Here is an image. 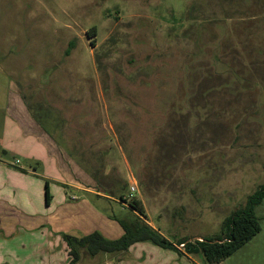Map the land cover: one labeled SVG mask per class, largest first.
I'll use <instances>...</instances> for the list:
<instances>
[{
  "label": "rangeland",
  "instance_id": "374dc122",
  "mask_svg": "<svg viewBox=\"0 0 264 264\" xmlns=\"http://www.w3.org/2000/svg\"><path fill=\"white\" fill-rule=\"evenodd\" d=\"M20 92L66 182L89 191L75 202L109 195L115 217L135 218L119 195L136 183L143 220L172 241L219 235L264 185V0H0V202L36 221L51 213L46 182L59 185L8 111ZM255 213L262 230L220 264H264V201ZM23 233L0 264H68L62 235ZM79 252L77 264H204L152 242Z\"/></svg>",
  "mask_w": 264,
  "mask_h": 264
},
{
  "label": "crops",
  "instance_id": "0c3cea01",
  "mask_svg": "<svg viewBox=\"0 0 264 264\" xmlns=\"http://www.w3.org/2000/svg\"><path fill=\"white\" fill-rule=\"evenodd\" d=\"M8 102V111L11 117L13 116L12 118L18 122L20 131L26 136H29L28 140L30 141L27 142L29 147L27 156L33 163L34 169H36V164L38 162H42L47 179L59 186H56L57 189L53 194L51 185H49L51 202L47 205L51 208V213L48 217L40 220L35 221L30 216H23L22 212H17L16 209L9 206L6 202H0V238L2 241V243H0V252H2V249H4L5 252H11L12 250L6 247L12 246L15 239L19 235L24 234V229L33 233L36 228L46 227V230L49 232L48 239L44 241L46 244L51 243L50 239L53 234V236H57L56 240L63 234L81 238L95 231L100 232L108 239H117L122 236L123 229L114 219L121 218L115 217L110 207L105 205L107 204V202H105L106 199L111 201L117 200L109 195H103L104 198L98 199V202L97 200L91 202L89 199L75 202L77 193L81 192V190L83 191L85 188L77 181L73 182V180H68L71 184L66 182V179L63 177L66 162L63 158L60 159L58 152L52 151L54 152L52 155L59 157V163H57L56 158L49 154L48 149L51 146L49 143L51 139L49 137L50 133L46 130L42 133L37 127L39 124L37 119L32 116L28 110V107H32V105H28L23 100L21 92L16 96H10ZM34 106H36V104H34ZM37 106L39 105L37 104ZM12 155L14 156L16 154L12 153ZM64 184H68L75 189L74 194L70 197L66 194L67 200L62 197V192L60 191L61 188L62 191L66 193ZM84 191L89 192L87 190ZM98 194L102 195L100 193ZM120 203L125 205L122 201H120Z\"/></svg>",
  "mask_w": 264,
  "mask_h": 264
},
{
  "label": "trees",
  "instance_id": "16d2710c",
  "mask_svg": "<svg viewBox=\"0 0 264 264\" xmlns=\"http://www.w3.org/2000/svg\"><path fill=\"white\" fill-rule=\"evenodd\" d=\"M96 27H92L88 34L96 36ZM74 44L70 43L66 55L71 53ZM46 202H50L49 183L46 182ZM119 199L134 210L138 216L131 219L114 218L123 229V234L117 239H108L95 231L87 236L77 238L63 234L62 238L69 247L68 264H77L81 258L79 249L85 250L91 257L99 255H115L125 252L131 246L141 242H152L165 249L177 251L181 254L199 257L204 264H220L250 242L261 230V223L255 213L256 207L264 201V185L247 197L246 203L227 216L221 225V233L214 237L204 236L202 240L190 241L188 238H174L172 241L159 231L147 224L142 217L146 216L141 202L134 198L128 200L126 195H119ZM182 245L183 250L178 247Z\"/></svg>",
  "mask_w": 264,
  "mask_h": 264
},
{
  "label": "built area",
  "instance_id": "2783aa9c",
  "mask_svg": "<svg viewBox=\"0 0 264 264\" xmlns=\"http://www.w3.org/2000/svg\"><path fill=\"white\" fill-rule=\"evenodd\" d=\"M138 187L136 185V183H131L130 184V188H129V194L127 195V199L128 200H133L134 198H136V193H137ZM202 240V239H199Z\"/></svg>",
  "mask_w": 264,
  "mask_h": 264
}]
</instances>
